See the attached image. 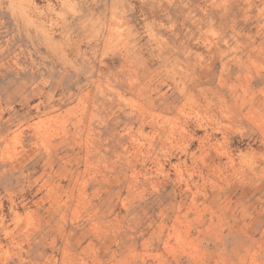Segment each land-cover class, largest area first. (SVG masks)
I'll return each mask as SVG.
<instances>
[{
	"label": "rangeland",
	"instance_id": "374dc122",
	"mask_svg": "<svg viewBox=\"0 0 264 264\" xmlns=\"http://www.w3.org/2000/svg\"><path fill=\"white\" fill-rule=\"evenodd\" d=\"M0 264H264V0H0Z\"/></svg>",
	"mask_w": 264,
	"mask_h": 264
},
{
	"label": "bare ground",
	"instance_id": "6f19581e",
	"mask_svg": "<svg viewBox=\"0 0 264 264\" xmlns=\"http://www.w3.org/2000/svg\"><path fill=\"white\" fill-rule=\"evenodd\" d=\"M38 30V29H37ZM31 42V41H30Z\"/></svg>",
	"mask_w": 264,
	"mask_h": 264
}]
</instances>
